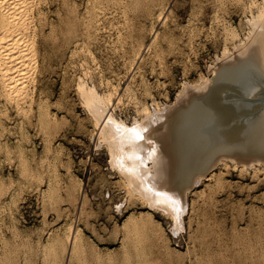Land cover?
<instances>
[{"label":"rangeland","instance_id":"rangeland-1","mask_svg":"<svg viewBox=\"0 0 264 264\" xmlns=\"http://www.w3.org/2000/svg\"><path fill=\"white\" fill-rule=\"evenodd\" d=\"M20 1L17 25L20 26L21 34L28 39V50L30 51L28 74L26 73V77H24L27 88L24 87L23 94H20L24 95L23 97L15 98L12 94L8 95L5 86L3 87L4 82L0 72V95H2L0 96V145H2L0 146V150H2L0 152V194L2 196H0V206H3L0 207V218H2L0 219L1 264H65L68 260L70 263L72 261L71 264H264V168L262 166H249L242 169L232 160H225L217 164L215 170H212L210 174V176L213 174L215 178L208 175L188 193V205L182 214V223L180 226L179 224L176 226L172 218L161 210L150 209L147 201L132 190L126 175L112 162L108 142L103 137H99L84 97L79 91V87L82 85L86 86L85 88L94 87L99 94H102L104 102L110 100L107 104L109 103L108 107L110 110L112 109V114L118 119H123L127 124H132L136 119L142 120L145 114L144 107L153 111L159 108L163 109L166 105L173 106L185 84L197 83L209 76L212 67L218 65L228 52L237 55L235 51L237 42L245 41V35L250 29L247 20L251 15L257 14V8L261 1L239 0V3L238 0H222V2L221 0H142L143 4L136 0H110V2L109 0ZM128 2L134 6H129ZM223 2L228 5L225 7ZM135 6L139 7V10ZM142 9L144 13H140L143 11ZM5 10H7L6 6L0 3V31L8 25V19L4 15ZM41 10L43 12H40ZM102 10L103 12H101ZM44 11L47 15L43 14ZM50 11L51 13H49ZM164 14L166 18L163 22ZM38 15L41 16L38 17ZM146 15L147 17H144ZM89 17L92 20L88 19ZM225 17L227 18L225 19ZM213 19L214 21H212ZM70 20L73 21L74 28L71 26L72 21ZM82 20L85 23H82ZM77 23H79V27ZM111 23L114 26L111 27ZM117 23L121 25V28ZM126 25L128 26L126 27ZM136 25L137 27H135ZM63 27L65 28L63 29ZM40 29L43 30L42 33ZM82 31L86 32L84 33L86 36ZM164 31L166 32L164 33ZM234 31L238 32V36ZM73 33H79L76 34L77 39ZM135 34L138 35L135 36ZM143 34L144 36H142ZM162 34L164 37L161 36ZM64 36L66 39L63 40ZM93 36L96 37L95 40ZM50 37L51 40H47ZM140 37L142 39H139ZM74 39L76 40L74 41ZM60 41L61 43H59ZM88 42L91 44L89 45ZM139 42H143V44L140 45ZM105 43L107 45H104ZM87 44L90 46L89 48ZM157 48L160 50H156ZM86 56L91 58L88 60ZM68 58L70 59L68 60ZM136 58H139L137 60L141 62L139 63ZM134 61L137 63L135 64ZM152 61L154 63H151ZM161 69L163 70L161 71ZM36 82L38 86L35 85ZM81 83L83 84L81 85ZM135 86L137 87L135 88ZM138 87H142V90ZM36 88L38 89L36 90ZM144 89L146 90L144 91ZM142 91L144 92L142 93ZM126 92L128 93L126 94ZM12 100L14 101L12 102ZM9 110L12 112L9 113ZM36 111L37 114L39 113L38 115L35 114ZM41 114H43L42 118ZM18 122L19 124H17ZM162 124L160 129L163 128ZM216 177L220 180L218 181ZM7 179L11 180L8 182ZM10 186L11 188H9ZM75 190L77 191L75 192ZM4 193L6 194L4 195ZM82 197L84 198L82 199ZM136 223L137 228L134 227ZM146 224L148 227H145ZM63 227L65 228L62 229ZM160 228L166 232L161 229V233H159L158 229ZM72 233L73 236L77 233V241H81L77 248L79 253L76 251L72 256V259L75 258L73 260H71V256L69 257ZM157 238L161 239L157 240ZM63 242H65L64 245ZM67 242L68 244H66ZM164 246L167 248L165 249ZM169 247L172 250H169ZM55 253L56 256H59L56 257ZM76 254L79 255L76 256ZM69 262L68 264H70Z\"/></svg>","mask_w":264,"mask_h":264},{"label":"bare ground","instance_id":"bare-ground-1","mask_svg":"<svg viewBox=\"0 0 264 264\" xmlns=\"http://www.w3.org/2000/svg\"><path fill=\"white\" fill-rule=\"evenodd\" d=\"M55 1V0H54ZM70 1V0H69ZM68 1V2H69ZM84 1V0H83ZM92 1V0H91ZM95 1V0H94ZM99 1V0H98ZM102 1V0H101ZM117 1V0H116ZM122 1V0H121ZM120 1V2H121ZM132 1V0H130ZM142 3L143 1L141 0ZM146 1V0H144ZM157 1V0H156ZM164 1V0H163ZM162 1V2H163ZM214 1V0H213ZM225 1V0H223ZM257 1V0H256ZM257 8V14L248 18L250 29L245 35V41L237 42L235 51L237 55L227 53L220 63L212 67L209 76L197 83L185 84L179 93L178 100L173 106H165L163 109L153 111L144 107V117L142 120H134L132 124H127L123 119H118L107 104L109 99L103 100L94 87H79L81 95L84 97L89 115H91L99 137H103L109 145L112 162L118 169L126 175V178L132 188L141 196L149 208L156 211H162L175 222V225L182 223V214L187 209V195L196 185L207 178L215 170L217 164L232 160L242 169L249 166L260 165L264 168V0ZM20 0H0V3L6 6L4 15L8 19V25L0 31V72L4 82L6 92L12 94L15 98L23 97V88L25 86L24 77H26L28 65L30 64V51L28 50V39L21 34L20 26L17 25L19 16ZM33 2V1H32ZM44 2V1H43ZM46 2V1H45ZM48 2V1H47ZM75 2V1H74ZM82 2V1H81ZM87 2V1H86ZM104 2V1H103ZM110 2V0H109ZM106 2V3H109ZM112 2V1H111ZM135 2V1H134ZM151 2V1H150ZM166 2V1H165ZM222 2V0H221ZM239 2V0H238ZM258 2V1H257ZM23 3V1H22ZM34 3V2H33ZM62 3V2H61ZM66 3V2H65ZM80 3V2H78ZM89 3V2H88ZM87 3V4H88ZM96 3V2H95ZM105 3V4H106ZM129 3V2H128ZM132 3V2H131ZM137 3V4H138ZM158 3H161L158 1ZM213 3V2H212ZM225 3V2H223ZM221 3V5L223 4ZM240 3V2H239ZM256 3V2H255ZM42 4V3H41ZM45 4V3H44ZM50 4V3H49ZM53 4V3H52ZM100 4V3H99ZM114 4V3H113ZM119 4V3H118ZM122 4V2H121ZM134 4V3H133ZM136 4V5H137ZM139 4V5H140ZM143 4V3H142ZM153 4V3H152ZM217 5L216 3H214ZM230 4H232L230 2ZM37 5V4H35ZM40 5V4H39ZM77 5V4H76ZM93 5V4H91ZM101 5V4H100ZM103 5V4H102ZM115 5V4H114ZM117 5V4H116ZM120 5V4H119ZM149 5V3H148ZM157 5V3H156ZM161 5V4H160ZM163 5V4H162ZM220 5V6H221ZM225 3V7H226ZM23 6V5H22ZM41 6V5H40ZM43 6V5H42ZM54 6V4H53ZM58 6V5H57ZM56 6V7H57ZM67 6V4H66ZM73 6V5H71ZM112 6V5H109ZM108 6V7H109ZM129 6L130 5L129 3ZM134 6V5H133ZM132 6V7H133ZM154 6V5H153ZM223 6V5H222ZM4 7V6H3ZM30 7V6H29ZM55 7V6H54ZM78 7V6H77ZM90 7V6H89ZM92 7V6H91ZM103 7V6H102ZM137 9L139 7L135 6ZM148 7V6H146ZM151 7V6H150ZM224 7V8H225ZM257 7V6H256ZM63 8V7H62ZM61 8V9H62ZM69 8V7H68ZM71 8V7H70ZM83 8H85L83 6ZM95 7H93L94 9ZM119 9V7H117ZM122 8V7H121ZM128 8V7H127ZM160 8V7H159ZM169 8V7H168ZM213 8V6H212ZM223 9V7H221ZM30 9V8H29ZM55 9V8H54ZM64 9V8H63ZM75 9V5H74ZM79 9V8H78ZM90 9V8H89ZM96 9V8H95ZM134 9V8H133ZM131 9V10H133ZM153 9V8H152ZM48 10V9H47ZM99 10V9H98ZM126 12V9H124ZM128 10V9H127ZM139 10V9H138ZM141 10V9H140ZM143 10V9H142ZM146 10V9H145ZM159 10V9H157ZM220 10V9H219ZM218 10V11H219ZM3 11V9H2ZM28 11V10H27ZM38 11V10H35ZM34 11V12H35ZM66 11V10H65ZM71 11V9H70ZM74 11V10H73ZM76 11V9H75ZM83 11V10H82ZM88 11V10H87ZM86 11V12H87ZM95 11V10H94ZM93 11V12H94ZM122 11V10H121ZM130 11V10H128ZM135 11V10H134ZM133 11V12H134ZM217 11V12H218ZM40 12H43L42 10ZM56 12V11H55ZM91 12V11H90ZM88 12V13H90ZM103 12V10L101 11ZM106 12V11H105ZM104 12V13H105ZM115 12V11H114ZM138 12V11H137ZM144 13L140 11V13ZM149 12V11H148ZM153 12V11H152ZM159 12V11H158ZM169 12V11H168ZM216 12V11H214ZM33 13V12H32ZM31 13V16H32ZM37 13V12H36ZM48 13V12H47ZM51 13V11L49 12ZM60 13V11H59ZM62 13V12H61ZM65 13V12H64ZM67 13V12H66ZM72 13V12H71ZM76 13V12H75ZM92 13V12H91ZM109 13V12H108ZM124 13V12H123ZM136 13V12H135ZM147 13V12H145ZM154 13V12H153ZM166 13V11H165ZM171 13V11H170ZM220 13V12H219ZM222 13V12H221ZM26 14V13H25ZM40 14V13H38ZM46 14L45 11L43 13ZM116 14V13H115ZM122 14V13H121ZM138 14V13H137ZM149 14V13H148ZM216 14V13H215ZM47 15V14H46ZM51 15V14H50ZM65 15V14H63ZM69 15V14H68ZM75 15V14H74ZM73 15V16H74ZM97 15V14H96ZM119 15V13H118ZM126 15V14H125ZM142 15V14H140ZM152 13L150 14V16ZM219 15V14H218ZM41 15H38L40 17ZM49 16V15H48ZM62 16V15H61ZM82 16V15H81ZM85 16V15H84ZM83 16V19H84ZM88 16V15H87ZM90 16V14H89ZM94 16V15H93ZM106 16V15H105ZM121 16V15H120ZM131 16V15H129ZM126 16V17H129ZM133 16V14H132ZM149 16V15H148ZM225 16V15H224ZM43 17V15H42ZM56 17V16H55ZM64 17V16H63ZM77 17V16H76ZM119 17V16H118ZM134 17V16H133ZM143 17V16H142ZM144 17H147L144 16ZM158 17V16H157ZM172 17V16H171ZM216 17V15H215ZM37 18V16H35ZM44 18V17H43ZM62 18V17H59ZM65 18V17H64ZM72 16L70 17V19ZM74 18V17H73ZM87 18V17H86ZM85 18V19H86ZM95 18V17H94ZM93 18V20H94ZM114 18V17H113ZM136 18V17H135ZM149 18V17H148ZM166 18L164 14L162 21ZM223 18V17H222ZM221 18V19H222ZM227 17H225L226 19ZM30 19V18H29ZM46 19V17H45ZM54 19V18H52ZM79 19V18H78ZM90 19V17L88 18ZM96 19V18H95ZM103 19V18H102ZM119 19V18H118ZM130 19V18H129ZM132 19V17H131ZM151 19V18H149ZM218 19V18H217ZM27 20V19H26ZM38 20V19H37ZM36 20V21H37ZM48 20V19H47ZM68 20V19H67ZM73 20V19H72ZM70 20V21H72ZM76 20V19H75ZM73 20V21H75ZM92 20V19H90ZM126 20H128L126 18ZM139 20V19H138ZM143 20V19H142ZM161 20V19H160ZM220 20V19H219ZM218 20V21H219ZM230 20V19H229ZM30 21V20H29ZM45 21V20H44ZM55 21V20H54ZM58 21V20H57ZM66 21V20H65ZM69 21V20H68ZM72 21V27H73ZM80 21V19H79ZM83 21V20H82ZM97 21V20H96ZM108 21V20H107ZM113 21V20H112ZM119 21V20H118ZM152 21V20H151ZM198 21V20H197ZM203 21V20H202ZM214 21V19L212 20ZM224 21V20H223ZM21 22V20H20ZM41 22V21H39ZM43 22V21H42ZM61 22V21H60ZM91 22V21H90ZM116 22V21H115ZM130 22V21H129ZM128 22V23H129ZM132 22V21H131ZM134 22V21H133ZM147 22V20H146ZM155 22V21H154ZM164 22V21H163ZM169 22V21H166ZM175 22V21H174ZM37 23V22H36ZM67 23V22H66ZM70 23V22H69ZM80 23V22H79ZM79 23L78 27H79ZM82 23H85L84 21ZM87 23V22H86ZM99 23V22H98ZM122 23V22H121ZM125 23V22H124ZM123 23V24H124ZM152 23V22H151ZM150 23V24H151ZM156 23V22H155ZM161 23V22H160ZM225 23V22H224ZM223 23V24H224ZM33 24V23H32ZM44 24V22H43ZM49 24V22H48ZM52 24V23H50ZM68 24V23H67ZM95 24V23H93ZM101 24V23H100ZM112 24V23H111ZM118 24V23H117ZM136 24V23H135ZM139 24V23H138ZM149 24V25H150ZM153 24V23H152ZM167 24V23H166ZM228 24V23H227ZM20 25V23H19ZM36 25V24H35ZM39 25V24H38ZM63 25V24H62ZM70 25V24H68ZM81 25V24H80ZM84 25V24H82ZM86 25V24H85ZM88 25V24H87ZM91 25V24H90ZM89 25V26H90ZM125 25V24H124ZM134 26V24H132ZM140 25V24H139ZM159 25V23H158ZM157 25V26H158ZM174 25V23H173ZM222 25V23H221ZM235 25V24H234ZM233 25V26H234ZM23 26V25H22ZM41 26V25H40ZM44 26V25H43ZM42 26V27H43ZM77 26V25H76ZM75 26V27H76ZM89 26L87 32L89 30ZM96 26V25H95ZM106 26V25H105ZM108 26V25H107ZM114 26L113 24L111 27ZM121 28V25L118 24ZM117 26V27H118ZM128 25H126L127 27ZM141 26V25H140ZM146 26V25H145ZM151 26V25H150ZM155 26V25H154ZM164 26V25H163ZM232 26V27H233ZM41 27V28H42ZM45 27V26H44ZM81 27V26H80ZM85 27V26H84ZM87 27V26H86ZM98 27V26H97ZM100 27V26H99ZM116 27V26H115ZM137 27V25L135 26ZM144 27V26H142ZM147 27V26H146ZM152 27V26H151ZM161 27V26H160ZM159 27V28H160ZM230 27V23H229ZM32 28V27H31ZM39 28V27H38ZM46 28V27H45ZM65 27H63L64 29ZM74 28V27H73ZM82 28V27H81ZM104 28V26H103ZM129 28V27H128ZM145 28V27H144ZM164 28V27H162ZM225 28V27H224ZM223 28V30H224ZM228 28V27H227ZM24 29V27H23ZM37 29V28H36ZM51 29V28H50ZM56 28H54L55 30ZM68 29V28H67ZM76 29V28H75ZM79 29V28H78ZM107 29V28H106ZM113 29V28H112ZM135 29V28H134ZM140 29V28H138ZM147 29V28H146ZM145 29V30H146ZM149 29V28H148ZM169 29V28H168ZM171 29V28H170ZM174 29V28H173ZM226 29V28H225ZM229 29V28H228ZM233 29V28H231ZM236 29V28H235ZM52 30V29H51ZM60 30V29H59ZM58 30V31H59ZM66 30V29H65ZM73 30V29H72ZM95 30V28H94ZM105 30V29H104ZM117 30V29H116ZM121 30V29H119ZM124 30V28H123ZM142 31V29H140ZM156 30V28H155ZM163 30V29H162ZM166 30V28H165ZM237 30V29H236ZM31 31V29H30ZM41 31V29H40ZM43 31V30H42ZM41 31V33H42ZM49 31V30H48ZM56 31V30H55ZM71 29L69 30V32ZM97 31V30H96ZM108 31V30H107ZM129 31H132L129 29ZM137 31V30H136ZM140 31V32H141ZM171 31V30H169ZM174 31V30H173ZM172 31V34H173ZM227 31V29H226ZM233 32L232 30H230ZM51 32V31H50ZM49 32V33H50ZM66 32V31H65ZM68 32V33H69ZM72 32V31H71ZM70 32V33H71ZM75 32V31H74ZM83 32V31H82ZM80 32V33H82ZM95 32V31H94ZM103 32V31H102ZM101 32V35H102ZM106 32V30H105ZM116 32V31H115ZM118 32V30H117ZM135 32V31H134ZM145 32V31H144ZM149 32V30H148ZM151 32V28H150ZM166 31H164L165 33ZM236 31H234L235 33ZM33 33V31H32ZM57 33V32H56ZM86 32H83V34ZM100 33V32H97ZM96 33V34H97ZM113 33V32H112ZM124 33V32H123ZM139 33V32H138ZM147 33V31L145 32ZM161 33V32H160ZM229 33V32H228ZM226 33V34H228ZM237 35L238 32L235 33ZM48 34V33H47ZM62 34V33H61ZM64 34V33H63ZM79 34V33H76ZM76 34L75 38L77 37ZM93 34V33H92ZM95 34V33H94ZM116 34V33H115ZM114 34V35H115ZM126 34V33H125ZM153 34V33H151ZM155 34V32H154ZM171 34V33H170ZM50 35V34H49ZM53 35V34H52ZM59 35V33H58ZM85 35V34H84ZM91 35V34H90ZM118 35V34H117ZM122 35V33H121ZM120 35V36H121ZM138 35V34H137ZM135 34V36H137ZM140 35V34H139ZM147 34H145L146 36ZM165 35V34H164ZM229 35V34H228ZM39 36V34H38ZM43 36V35H42ZM56 36V35H54ZM86 36V35H85ZM107 36V35H106ZM119 36V37H120ZM123 36V35H122ZM128 36V32H127ZM131 36V33H130ZM129 36V37H130ZM134 36V35H133ZM141 36V35H140ZM144 36V34L142 35ZM158 36V35H157ZM163 36V34L161 35ZM224 36H227L224 34ZM232 36V35H231ZM232 36V37H233ZM238 36V35H237ZM47 37V36H46ZM53 37V36H52ZM61 37V36H60ZM67 37V32H66ZM69 37V36H68ZM73 37V36H72ZM72 37L70 38L72 40ZM101 37V36H100ZM114 37V36H113ZM117 37V36H115ZM118 37V38H119ZM148 36H146L147 38ZM154 37V36H153ZM164 37V36H163ZM168 37V34H167ZM231 37V38H232ZM37 38V37H36ZM81 38V37H80ZM85 38V37H84ZM88 38V36H87ZM94 40L96 37H94ZM99 38V37H98ZM108 38V37H107ZM122 38V37H121ZM132 38V37H130ZM134 38V37H133ZM136 38V37H135ZM159 38V37H158ZM173 38V37H172ZM171 38V39H172ZM226 38V37H225ZM46 39V38H45ZM53 39V38H52ZM60 39V38H59ZM58 39V40H59ZM62 39V38H61ZM66 39L65 36L63 40ZM69 39V38H68ZM77 39V38H76ZM74 39V41L76 40ZM104 39V38H103ZM111 39V38H110ZM139 39H142L141 37ZM148 39V38H147ZM164 39V38H163ZM227 39H229L227 37ZM226 39V40H227ZM234 39V38H233ZM40 40V39H39ZM47 40H51L47 38ZM70 40V42H71ZM79 40V39H78ZM102 40V39H101ZM105 40V39H104ZM118 40V39H116ZM120 40V39H119ZM127 40V39H126ZM125 40V41H126ZM150 40V39H149ZM152 40V39H151ZM150 40V41H151ZM167 40V38H166ZM165 40V41H166ZM169 40V39H168ZM242 40V39H241ZM55 41V40H54ZM83 41V39H82ZM89 41V40H88ZM136 41H139L136 39ZM143 41V40H142ZM149 41V42H150ZM159 41V40H157ZM171 41V40H170ZM169 41V42H170ZM43 42V41H41ZM52 44V41H50ZM68 42V41H67ZM86 42V41H85ZM93 42V41H92ZM95 42V41H94ZM97 42V41H96ZM103 42V41H102ZM112 42V41H111ZM153 42V41H152ZM163 42V41H162ZM54 43V42H53ZM61 43V41L59 42ZM64 43V41H63ZM75 43V42H74ZM78 44V42H76ZM108 43V42H107ZM105 43L104 45H107ZM126 43V42H125ZM151 43V42H150ZM42 44V43H41ZM45 44V43H44ZM56 44V43H55ZM69 44V43H68ZM82 44V43H81ZM90 45L91 43L88 42ZM87 44V45H88ZM102 44V43H101ZM139 44H143L139 42ZM149 45V43H147ZM146 44V45H147ZM152 44V43H151ZM154 44V43H153ZM159 44V43H156ZM166 44V43H165ZM62 45V44H60ZM88 45V48L90 47ZM100 45V44H99ZM109 45V44H108ZM129 45V44H128ZM133 45V44H132ZM138 45V44H137ZM164 45V44H163ZM46 46V45H44ZM64 46V45H63ZM139 46V45H138ZM150 46V45H149ZM153 46V45H151ZM158 46V45H157ZM156 46V47H157ZM35 47H37L35 45ZM41 47V46H40ZM47 47V46H46ZM53 47V46H51ZM79 47V46H77ZM86 48V46H84ZM83 47V48H84ZM140 47V46H139ZM155 47V48H156ZM159 47V46H158ZM162 47V44H161ZM160 47V48H161ZM164 47V46H163ZM130 49V47L128 46ZM136 45L134 47V50ZM144 48V46H143ZM40 49V48H39ZM43 49V48H42ZM48 49V48H46ZM45 49V50H46ZM54 49V48H52ZM62 49V48H61ZM69 49V48H68ZM127 49V48H126ZM125 49V50H126ZM133 49V47H132ZM145 49V48H144ZM147 49V47H146ZM151 49V48H150ZM157 48L156 50H158ZM164 49V48H163ZM37 50V49H35ZM66 50V49H64ZM64 50H62L64 52ZM83 50V49H82ZM85 50V49H84ZM131 50V49H130ZM138 50V47H137ZM154 50V49H153ZM155 50V52H156ZM160 50V49H159ZM158 50V51H159ZM33 51V50H32ZM39 51V50H38ZM53 51V50H52ZM55 51V49H54ZM59 51V50H58ZM61 51V50H60ZM75 51V50H74ZM149 51V50H148ZM41 52V51H40ZM57 52V51H56ZM80 52V51H79ZM78 52V53H79ZM133 52V51H130ZM138 52V51H137ZM141 52V51H140ZM151 52V51H150ZM163 52V51H162ZM124 53V51H123ZM122 53V55H123ZM126 53H128L126 51ZM135 53V52H134ZM147 53V52H146ZM153 53V52H152ZM151 53V54H152ZM158 53V52H157ZM225 53V52H224ZM34 54V53H32ZM43 54V53H42ZM47 54V53H46ZM45 54V55H46ZM58 54V53H57ZM65 54V53H64ZM82 54V53H81ZM80 54V55H81ZM92 54V52H91ZM144 54V53H143ZM154 54V53H153ZM156 54V53H155ZM50 55V54H49ZM55 55V54H54ZM68 55V54H67ZM72 55V54H71ZM79 55V54H77ZM89 55V54H88ZM87 55V56H88ZM135 55V54H134ZM136 55H138L136 53ZM141 55V54H140ZM139 55V58H140ZM145 55V54H144ZM162 55V54H160ZM86 56V58H88ZM126 56V55H125ZM151 56V55H150ZM156 56V55H155ZM159 56V55H158ZM38 57V56H37ZM44 58V55L42 56ZM51 57V55H50ZM57 57V56H56ZM70 57V56H67ZM75 57V56H72ZM79 57V56H77ZM123 57V56H122ZM130 57V56H129ZM132 57V56H131ZM136 57V56H135ZM154 57V56H153ZM161 57V56H160ZM39 58V57H38ZM49 58V56H48ZM61 58V57H60ZM85 58V59H86ZM91 58V57H89ZM88 58V60H89ZM139 58H136L139 59ZM163 58V56H162ZM41 59V58H40ZM50 59V58H49ZM62 59V58H61ZM66 59V58H65ZM70 58H68L69 60ZM84 59V60H85ZM131 59V58H130ZM133 59H135L133 57ZM54 60V58H53ZM82 60V59H81ZM87 60V59H86ZM92 61V59H90ZM132 60V59H131ZM161 60V59H160ZM42 61V59H41ZM52 61V59H51ZM50 61V62H51ZM73 61V60H72ZM71 61V62H72ZM79 61V60H78ZM127 61V60H126ZM133 61V60H132ZM138 61V60H137ZM156 61V60H155ZM31 62V61H30ZM49 62V63H50ZM53 62V61H52ZM59 62V61H58ZM62 62V61H61ZM81 62V61H80ZM88 62V61H87ZM95 62V61H94ZM130 62V60H129ZM135 62V61H134ZM139 62V61H138ZM141 62V61H140ZM139 62V63H140ZM160 62V61H159ZM164 62V61H163ZM54 63V62H53ZM57 63V62H56ZM84 63V61H82ZM128 64V62H126ZM137 62H135L136 64ZM151 63H154L153 61ZM158 63V62H157ZM44 64V63H43ZM47 64V60H46ZM142 64V63H141ZM164 64V63H163ZM45 65V64H44ZM54 65V64H53ZM70 65V64H69ZM76 65V64H75ZM78 65V64H77ZM82 65V64H81ZM86 65V62H85ZM89 65V64H88ZM87 65V66H88ZM125 65V63H124ZM46 66V65H45ZM129 66V65H128ZM126 66V67H128ZM136 66V65H135ZM134 66V67H135ZM139 66V65H138ZM154 66V65H153ZM156 66V65H155ZM164 66V65H163ZM41 67V66H40ZM39 67V69H40ZM43 67V66H42ZM63 67V66H62ZM86 67V66H85ZM84 67V68H85ZM132 67V65H131ZM137 67V66H136ZM165 67V66H164ZM163 67V68H164ZM61 68V67H60ZM154 68V67H152ZM159 68V67H158ZM33 69V68H32ZM49 69V68H48ZM47 69V70H48ZM64 69V68H63ZM68 69V68H67ZM74 69V68H73ZM81 69V68H80ZM87 69V68H86ZM85 69V70H86ZM132 69V68H131ZM142 69V68H141ZM31 70V69H30ZM35 70V69H34ZM46 70V69H45ZM70 70V69H69ZM68 70V71H69ZM75 70V69H74ZM78 70V68H77ZM83 70V69H82ZM80 70V71H82ZM153 70V69H152ZM160 70V69H159ZM163 69H161L162 71ZM165 70V68H164ZM40 71V70H39ZM62 71V70H61ZM60 71V72H61ZM84 71V70H83ZM87 71V70H86ZM137 71V70H135ZM142 71V70H140ZM155 71V70H154ZM158 71V70H156ZM43 72V71H42ZM63 72V71H62ZM73 72V71H72ZM85 72V71H84ZM132 72V71H131ZM164 72V71H163ZM45 73V72H44ZM43 73V74H44ZM74 73V72H73ZM72 73V74H73ZM162 73V72H161ZM129 74V73H128ZM131 74V73H130ZM138 74V73H136ZM64 75V74H63ZM69 75V74H68ZM67 75V76H68ZM66 76V75H65ZM75 76V74H74ZM142 76V75H141ZM145 76V75H144ZM32 77V75H31ZM76 77V76H75ZM74 77V78H75ZM131 78V76H129ZM40 78V77H39ZM78 78V77H77ZM136 78V75H135ZM134 78V79H135ZM82 79V78H80ZM138 79V78H137ZM143 79V78H141ZM140 79V80H141ZM29 80V79H28ZM83 80V79H82ZM144 80V79H143ZM147 80V79H146ZM44 81V80H43ZM101 81V79H100ZM105 81V80H104ZM132 81V80H131ZM130 81V82H131ZM137 81V80H136ZM38 82V80H37ZM35 83V85L37 84ZM41 82V81H40ZM77 82V81H76ZM28 83V82H27ZM44 83V82H43ZM80 84V81L78 82ZM111 83V82H110ZM139 83V82H138ZM131 84V83H130ZM136 84V83H134ZM147 84V83H146ZM1 85V84H0ZM110 85V84H109ZM38 86V84H37ZM112 86V85H111ZM129 86V84H128ZM141 86V85H140ZM139 86V87H140ZM144 85H142L143 87ZM148 86V85H146ZM40 87V86H39ZM108 87V86H107ZM124 87V86H123ZM133 87V86H132ZM137 86H135L136 88ZM138 87V88H139ZM141 87V88H142ZM27 88V87H26ZM34 88V87H33ZM77 88V87H76ZM112 88V87H111ZM114 88V87H113ZM127 88V87H126ZM139 88V89H141ZM144 88V87H143ZM147 88V87H146ZM25 89V88H24ZM32 89V88H31ZM38 88H36L37 90ZM122 89V88H121ZM131 89V88H130ZM129 89V90H130ZM150 89V88H149ZM27 90V89H26ZM30 90V89H29ZM142 90V89H141ZM146 89H144L145 91ZM2 91V90H1ZM33 91V90H32ZM126 91V90H125ZM124 91V92H125ZM132 91V90H131ZM140 91V90H139ZM142 91V93L144 92ZM148 91V90H147ZM146 91V92H147ZM108 92V90H107ZM141 92V91H140ZM2 93V92H1ZM24 90V94H25ZM36 93V92H35ZM128 92H126L127 94ZM130 93V92H129ZM138 94V92H136ZM5 94V92H4ZM3 94V95H4ZM31 94V93H30ZM132 94V93H131ZM141 94V93H140ZM6 95V94H5ZM37 95V94H36ZM46 95V94H45ZM110 95V94H109ZM107 97H110V96ZM139 95V94H138ZM137 95V97H138ZM2 96V95H0ZM136 96V95H135ZM13 97V98H14ZM81 97V96H80ZM132 97V96H131ZM130 97V98H131ZM142 97V96H141ZM140 97V98H141ZM4 98H6L4 96ZM39 98V97H38ZM47 98V97H46ZM45 98V99H46ZM82 98V97H81ZM133 98V97H132ZM154 98V97H153ZM151 98V99H153ZM42 99V98H41ZM136 99V98H135ZM142 99V98H141ZM7 100V99H6ZM9 100V98H8ZM27 100V99H26ZM132 100V99H131ZM139 100V99H138ZM155 100V98H154ZM153 100V101H154ZM14 100H12L13 102ZM22 101V100H21ZM43 101V100H42ZM48 101V100H47ZM141 101V100H140ZM143 101V100H142ZM11 102V101H10ZM32 102V101H31ZM35 102V101H33ZM38 102V101H37ZM46 102V101H45ZM133 102V101H132ZM139 102V101H138ZM2 103V102H1ZM22 103V102H21ZM44 103V102H43ZM83 103V101H82ZM114 103V102H113ZM112 103V104H113ZM134 103V102H133ZM13 104V103H12ZM24 104V103H23ZM40 104V103H39ZM138 104V103H137ZM6 105V104H5ZM4 105V106H5ZM25 105V104H24ZM144 105V104H143ZM147 105V104H146ZM10 106V105H9ZM18 104L16 105V107ZM33 106V105H32ZM42 106V105H41ZM85 106V105H84ZM36 107V106H35ZM30 108V107H29ZM37 108V107H36ZM35 108V109H36ZM86 108V107H85ZM112 108V107H111ZM140 108V107H139ZM11 109V107H10ZM28 109V108H27ZM32 109V108H31ZM40 109V108H39ZM43 109V108H42ZM137 109V108H136ZM142 109V108H140ZM29 110V109H28ZM27 110V111H28ZM2 111V110H1ZM19 112V110L17 109ZM32 111V110H31ZM30 111V112H31ZM40 111V110H39ZM38 111V112H39ZM42 111V110H41ZM6 112V111H5ZM12 110H9V113ZM4 113V111H3ZM33 113V111H32ZM42 113V112H41ZM6 114V113H4ZM22 114V113H21ZM31 114V113H30ZM37 114V111L36 113ZM39 114V113H38ZM37 114V115H38ZM48 114V113H47ZM20 115V114H19ZM25 115V114H24ZM41 114V118H42ZM88 115V116H89ZM7 116V114H6ZM11 116V115H10ZM15 116V115H13ZM23 116V115H22ZM26 116V115H25ZM48 116V115H47ZM37 117V116H36ZM90 117V116H89ZM6 118V117H5ZM44 118V117H43ZM24 119V118H23ZM39 119V118H38ZM45 119V118H44ZM6 120V119H5ZM12 120V118H11ZM16 120V119H15ZM19 121V120H18ZM90 121V120H89ZM91 122V121H90ZM6 123V121H5ZM13 123V122H11ZM163 123V124H162ZM3 124V123H2ZM19 124V122L17 123ZM160 124V125H159ZM161 124L163 128L160 129ZM1 125V124H0ZM14 125V124H13ZM12 125V126H13ZM16 125V124H15ZM13 128V127H12ZM94 130V128H93ZM96 133V132H95ZM12 136V135H11ZM100 139V138H99ZM32 141V140H31ZM46 143V142H45ZM33 145V144H32ZM2 146V145H0ZM6 148V146H5ZM58 148V147H57ZM4 150V149H3ZM60 151V150H59ZM2 152V150H0ZM4 152V151H3ZM6 153V152H5ZM61 155V154H60ZM59 155V156H60ZM63 155V154H62ZM61 158V157H60ZM70 160V159H69ZM64 164V162H63ZM13 167V165H11ZM16 167V166H14ZM257 168V167H256ZM241 169V170H242ZM15 170V169H14ZM68 170V168H67ZM70 170V169H69ZM16 171V170H15ZM1 172V171H0ZM3 172V171H2ZM70 172V171H69ZM68 173V172H67ZM19 174V173H18ZM216 174V173H215ZM214 174V175H215ZM220 174V173H219ZM217 174V175H219ZM66 175V172H65ZM221 175V174H220ZM220 175L218 177H220ZM17 176V175H16ZM67 176V175H66ZM213 174L210 176L212 177ZM72 177V175H71ZM214 177V176H213ZM1 178V175H0ZM68 178V177H67ZM70 178V177H69ZM215 178V177H214ZM213 178V179H214ZM217 178V177H216ZM6 179V178H5ZM71 179V178H70ZM218 179V178H217ZM11 179H9L10 181ZM220 179H218L219 181ZM8 181V179H7ZM8 181V182H9ZM70 181V180H69ZM73 181V180H72ZM71 181V182H72ZM217 182V180H216ZM1 184V183H0ZM3 184V183H2ZM67 184V181H66ZM77 185V184H76ZM79 185V184H78ZM13 186V185H12ZM69 187V186H68ZM74 187V186H73ZM80 187V186H79ZM82 187V186H81ZM11 188V186L9 187ZM8 188V190H9ZM66 188V187H65ZM69 189V188H67ZM78 189V188H77ZM12 190V189H11ZM10 190V191H11ZM66 190V189H65ZM64 190V191H65ZM71 190V187H70ZM69 190V191H70ZM83 190V189H82ZM15 191V190H14ZM77 190H75L76 192ZM84 191V190H83ZM73 192V190H72ZM13 193V192H12ZM71 193V192H70ZM69 193V194H70ZM6 193H4L5 195ZM73 194V193H72ZM71 194V196H72ZM80 194V193H79ZM9 195V194H8ZM68 195V193H67ZM75 195V194H74ZM83 195V194H82ZM137 195V196H138ZM1 196V194H0ZM70 196V195H69ZM2 197V196H1ZM66 198V196H64ZM75 197V196H73ZM86 197V195H85ZM8 198V197H7ZM79 198V197H78ZM84 197H82L83 199ZM140 198V197H139ZM141 198V200H143ZM10 199V197H9ZM76 199V198H74ZM66 200V199H65ZM69 200V198H68ZM67 200V201H68ZM70 201V200H69ZM77 201V200H76ZM81 201V200H80ZM8 202V201H7ZM85 202V201H84ZM80 204V202H79ZM8 206V204H5ZM10 205V203H9ZM84 205V204H83ZM76 206V205H75ZM78 206V205H77ZM3 207L2 205L0 206ZM80 208V206H79ZM82 208V207H81ZM84 208V206H83ZM5 210V208H3ZM10 209V207H9ZM75 209V207H74ZM14 210V209H13ZM6 211V210H5ZM12 211V210H11ZM3 213V211H1ZM1 213V214H2ZM9 213V212H8ZM79 213V212H78ZM252 213V211H251ZM82 214V211H81ZM150 214V213H149ZM148 214V216H149ZM11 215V214H9ZM15 215V214H14ZM152 215V214H151ZM150 215V216H151ZM253 215V214H252ZM251 215V216H252ZM73 216V215H72ZM78 216V215H77ZM80 216V215H79ZM74 218V217H73ZM153 218V217H152ZM2 219V218H0ZM75 219V218H74ZM139 220V218H136ZM141 219V218H140ZM143 219V218H142ZM141 219V220H142ZM13 220V218H12ZM151 220V218H150ZM153 220V219H152ZM73 221V220H72ZM136 221V220H135ZM143 222V221H141ZM153 222V221H151ZM145 223V222H143ZM160 223V222H159ZM140 224V223H139ZM76 225V223H75ZM74 225V226H75ZM134 227L136 224H134ZM62 226V225H61ZM147 224L145 225V227ZM158 226V225H157ZM77 227V226H76ZM144 227V228H145ZM148 227V226H147ZM163 227V226H159ZM63 227L62 229H64ZM140 228V226H139ZM142 228V227H141ZM150 228V227H149ZM164 230L163 228L158 229ZM80 230V229H79ZM153 230V229H151ZM60 231V230H59ZM64 231V230H63ZM66 231V230H65ZM81 231V230H80ZM79 231V232H80ZM158 231V232H159ZM165 231V230H164ZM163 231V234H164ZM74 232V227H73ZM166 232V231H165ZM57 233V232H56ZM161 233V231L159 232ZM62 234V233H61ZM65 234V233H64ZM63 234V235H64ZM56 235V234H55ZM81 235V234H80ZM156 235V234H153ZM54 236V235H53ZM60 236V235H59ZM73 236V233H72ZM79 236V235H78ZM161 236V235H160ZM166 236V235H165ZM64 237V236H63ZM163 237V236H162ZM50 238V237H49ZM54 238V237H53ZM58 238V236H57ZM72 238V237H71ZM70 238V239H71ZM77 233L71 240V249L69 257L78 250ZM83 238V237H82ZM127 238V237H126ZM156 238V237H154ZM168 238V236H167ZM56 239V238H55ZM59 239V238H58ZM129 239V237H128ZM161 238H157L160 240ZM165 239V238H164ZM163 239V240H164ZM65 240V238H64ZM84 240V239H83ZM124 241V239H122ZM168 240V239H167ZM63 241V240H61ZM66 241V240H65ZM165 241V240H164ZM170 241V240H169ZM54 242V241H53ZM126 242V241H125ZM60 243V242H58ZM65 242H63L64 245ZM162 243H164L162 241ZM68 244V242L66 243ZM124 242L122 243V245ZM57 245V243H56ZM62 245V244H61ZM60 247L62 248V246ZM80 245V244H79ZM82 245V244H81ZM171 245V244H170ZM68 246V245H67ZM165 247V246H164ZM58 248V247H57ZM69 248V246H68ZM167 247H165L166 249ZM170 248V247H169ZM168 248V249H169ZM65 249V248H64ZM68 250V249H67ZM169 250H172L171 248ZM168 250V251H169ZM55 251V250H54ZM64 251V250H63ZM81 251V250H80ZM167 251V250H165ZM60 252V251H58ZM62 252V251H61ZM66 252V251H65ZM64 252V253H65ZM172 252V251H171ZM63 253V255H64ZM69 253V252H67ZM77 253H79L77 251ZM66 254V253H65ZM56 256V253L54 254ZM79 254H76V256ZM57 255L56 257H58ZM68 257V256H66ZM57 259V258H56ZM63 260V258L61 257ZM77 259V258H76ZM65 260V258H64ZM70 260V261H71ZM2 261H0L1 264ZM24 262V261H23ZM26 262V261H25ZM63 262V261H62ZM65 262V261H64ZM69 262V260H68ZM68 262H66L68 264ZM65 263V264H66ZM70 263V262H69ZM72 263V261H71ZM70 263V264H71ZM26 264V263H25Z\"/></svg>","mask_w":264,"mask_h":264}]
</instances>
